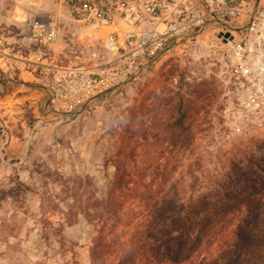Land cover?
<instances>
[{"label":"rangeland","instance_id":"rangeland-1","mask_svg":"<svg viewBox=\"0 0 264 264\" xmlns=\"http://www.w3.org/2000/svg\"><path fill=\"white\" fill-rule=\"evenodd\" d=\"M46 3L48 0H0V18L2 13L10 18L0 22V144L8 145L14 140L11 129H23L12 117L21 108L29 127L37 120L32 117L33 107L28 100L16 101L20 94H29L38 85L32 75L21 73V70L31 69L18 66L13 57L23 38L14 16L23 8L27 19L30 10ZM216 26L211 24V27ZM216 37L211 29L205 33L204 45L210 55L203 53L198 59L189 44L182 41L168 48L138 80L93 101L86 115L94 122L85 118L83 124L87 129L70 128L51 139L40 134V129L51 128L50 124L30 127V140L46 144L35 150L38 160L43 159L39 161L38 166L42 167L38 170L45 179L38 186L46 195V205L53 206L57 203L55 198L61 199L68 207L69 223L82 218L87 226L83 264H92L91 248L100 228L99 213L117 171L116 164L125 185L131 189L123 193L133 194L141 179H154L153 190L165 177L169 183L177 182L180 189H185L190 167L207 183L228 170L231 157L243 159L251 149L260 153L258 145L264 144V131L238 137L226 135L222 120L225 83L219 64H214L219 46ZM39 47L45 50L41 45H32L22 48V52L37 55ZM39 54V61H47L45 55ZM61 55L59 61L64 59ZM210 60L211 64L207 65ZM31 71L40 78V68ZM182 113L185 114L184 129H188L190 139L188 148L179 150L170 143L169 133L170 129H180L175 121ZM10 114L7 125L3 117L8 120ZM54 141L66 142L70 148L86 141L94 149L87 157L78 150H71L79 170L72 166L63 171L51 170L46 162L54 155L48 146ZM140 189L143 188L140 186ZM141 210L139 200L125 198L122 216L108 226L114 231H107L108 240L117 244L115 248L129 237L136 219L134 215ZM117 257L118 251H114L113 259Z\"/></svg>","mask_w":264,"mask_h":264},{"label":"built area","instance_id":"built-area-1","mask_svg":"<svg viewBox=\"0 0 264 264\" xmlns=\"http://www.w3.org/2000/svg\"><path fill=\"white\" fill-rule=\"evenodd\" d=\"M209 29L219 41L214 64L225 83L227 137L264 131V0H48L30 10L13 57L20 67L40 68L46 106L58 121L73 123L182 41L198 59L210 55ZM32 45L45 48L38 49L47 61L22 52Z\"/></svg>","mask_w":264,"mask_h":264},{"label":"trees","instance_id":"trees-1","mask_svg":"<svg viewBox=\"0 0 264 264\" xmlns=\"http://www.w3.org/2000/svg\"><path fill=\"white\" fill-rule=\"evenodd\" d=\"M184 117L175 121L180 129L169 133L179 150L189 146ZM258 150L231 157L228 170L207 183L190 167L185 189L165 177L155 190L154 179H141L133 194H124L130 188L116 164L99 213L92 264H264V144ZM125 198L139 200L142 210L134 215L129 237L115 248L107 231L114 232L108 226L122 216Z\"/></svg>","mask_w":264,"mask_h":264},{"label":"crops","instance_id":"crops-1","mask_svg":"<svg viewBox=\"0 0 264 264\" xmlns=\"http://www.w3.org/2000/svg\"><path fill=\"white\" fill-rule=\"evenodd\" d=\"M23 11V8H20L14 16L19 33L21 25L27 21ZM8 20L10 18L2 13L0 22ZM37 51L38 55L42 54L40 49ZM31 70H21V73L32 75L38 88L29 94H20L16 100H28L31 103L32 117L37 120L30 127L50 124L52 127H42L40 134L51 139L61 136L70 128L87 129L83 124L85 118H90L86 115L87 109L76 123L60 122L54 117L45 104L46 90ZM19 91L20 89L17 90ZM22 112L24 108L18 110L15 116L10 114L8 120L3 117L8 125L12 116L16 124L20 122L23 129H11L14 140L8 145L0 144V264H83L87 228L85 221L78 218L69 223L68 207L63 205L61 199L55 198L57 203L53 206L46 205V195L42 187L38 186V183L45 179L43 173L38 170L42 167L38 166L39 161L43 159L38 160L35 155V150L46 144H36L30 140L31 129ZM90 121L94 122V119ZM48 146L54 155L47 159L46 164L51 170L58 171L71 166L77 167L75 155L70 154L71 150H78L87 157L94 149L86 141L77 144L76 148H70L69 144L62 141L51 142ZM77 169L79 170V167ZM70 244L73 247H70Z\"/></svg>","mask_w":264,"mask_h":264}]
</instances>
